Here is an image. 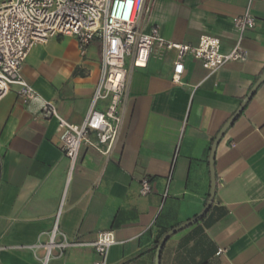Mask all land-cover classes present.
I'll list each match as a JSON object with an SVG mask.
<instances>
[{
    "label": "crops",
    "instance_id": "1",
    "mask_svg": "<svg viewBox=\"0 0 264 264\" xmlns=\"http://www.w3.org/2000/svg\"><path fill=\"white\" fill-rule=\"evenodd\" d=\"M246 0H146L141 28L156 26L174 42L195 45L203 34L228 52L231 22ZM255 26L243 35L244 61L209 75L188 56L180 83L171 80L174 50L153 49L144 67L125 60L127 81L118 132L108 155L83 145L71 171L61 131L36 104L14 90L0 99V264H41L33 244L58 227L69 239L92 242L112 231L107 264H154L162 235L198 215L210 190L209 151L264 70V0L253 3ZM22 76L68 122H82L100 76V44L81 54L72 36L35 44ZM106 101L96 108L105 111ZM92 134V139H94ZM213 201L196 222L164 242L159 264H264V81L214 152ZM147 177L151 192L139 194ZM47 239L46 234L41 240ZM221 250L220 253H217ZM92 247L73 246L47 264H93Z\"/></svg>",
    "mask_w": 264,
    "mask_h": 264
},
{
    "label": "built area",
    "instance_id": "2",
    "mask_svg": "<svg viewBox=\"0 0 264 264\" xmlns=\"http://www.w3.org/2000/svg\"><path fill=\"white\" fill-rule=\"evenodd\" d=\"M146 0H0V99L14 90L25 105L36 104L45 118H54L60 129V150L67 158L69 171L77 161L79 149L90 146L102 155H108L114 144L126 81L125 60L132 67H144L153 49L158 52L174 50L175 60L171 80L179 84L184 69V60L190 56L201 62L208 74H214L232 61H244L247 53L242 47L243 35L255 26L252 14L253 3L246 0L243 12L233 16L231 22L237 37L234 47L228 52L221 50L220 40L211 35L199 36L195 45L164 39L156 26L148 31L141 28V19ZM63 35L76 39L80 53L95 39L100 44V76L89 108L79 124L65 120L53 102L45 100L22 76V65L37 43ZM99 100L106 101V110L96 108ZM94 134V139H92ZM151 192L147 177L140 180L139 194ZM59 212L51 229L39 234L36 241L27 246L36 258L37 250L44 251L41 264L58 258L73 246L92 247L97 258L93 264H107L109 248L116 243L112 231H101L92 242L69 239L58 227ZM46 234L47 239L41 240ZM5 249L0 244V251ZM218 250L217 253H220Z\"/></svg>",
    "mask_w": 264,
    "mask_h": 264
},
{
    "label": "water",
    "instance_id": "3",
    "mask_svg": "<svg viewBox=\"0 0 264 264\" xmlns=\"http://www.w3.org/2000/svg\"><path fill=\"white\" fill-rule=\"evenodd\" d=\"M264 81V70L263 72L260 74V76L258 77V79L254 82V84L252 85V87L250 88V90L247 92L246 96L242 99L241 103L239 104L238 108L235 110V112L228 118V120L223 124V126L220 128V130L218 131V133L216 134V136L214 137L212 144L210 146V151H209V172H210V190H209V196L208 199L206 201V204L204 206V208L202 209V211L196 215L194 218L176 226L171 228L170 230H168L167 232H165L162 237L159 239V241L157 242L156 245V251H155V263L154 264H159V254H160V250L164 244V242L166 241V239L168 237H170L172 234H174L175 232L187 227L188 225L196 222L197 220H199L204 214L205 212L208 210V208L210 207L212 201H213V197H214V190H215V174H214V168H213V159H214V152H215V148L220 140V138L223 136V134L225 133V131L230 127V125L236 120V118L239 116V114L242 112V110L244 109L245 105L247 104V102L250 100V98L252 97V95L255 93V91L257 90V88L260 86V84Z\"/></svg>",
    "mask_w": 264,
    "mask_h": 264
}]
</instances>
